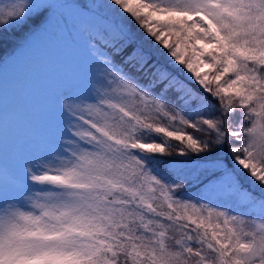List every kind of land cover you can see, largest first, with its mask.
<instances>
[{
    "label": "snow or ice",
    "instance_id": "6c2138e0",
    "mask_svg": "<svg viewBox=\"0 0 264 264\" xmlns=\"http://www.w3.org/2000/svg\"><path fill=\"white\" fill-rule=\"evenodd\" d=\"M77 5L84 88L0 163V264H264V0ZM55 16L0 3V47Z\"/></svg>",
    "mask_w": 264,
    "mask_h": 264
},
{
    "label": "rangeland",
    "instance_id": "374dc122",
    "mask_svg": "<svg viewBox=\"0 0 264 264\" xmlns=\"http://www.w3.org/2000/svg\"><path fill=\"white\" fill-rule=\"evenodd\" d=\"M54 7L68 23L76 18L91 30V16L71 5ZM68 23L53 17L47 28L0 60V163L5 166L54 136L58 94L50 92V85L60 79L68 84L72 78L84 84L88 40Z\"/></svg>",
    "mask_w": 264,
    "mask_h": 264
},
{
    "label": "trees",
    "instance_id": "16d2710c",
    "mask_svg": "<svg viewBox=\"0 0 264 264\" xmlns=\"http://www.w3.org/2000/svg\"><path fill=\"white\" fill-rule=\"evenodd\" d=\"M80 1H82V0H44V2H51V3H53V5H57V6H60V7L62 6V4L64 6L65 5H71V6H74L77 10L83 12L77 5V3H80ZM32 2L35 3L36 0H32ZM83 2L91 3V2H94V0H83ZM40 3H43V2H40ZM42 15H43V13H42ZM84 15L85 16H91L89 13H86V12H84ZM56 16H58L60 18V17H63L64 14H62L61 10H59L56 13ZM48 24L44 28H47V26H49ZM68 25L73 27V28H75V29H77L79 31V33L88 40L89 33H90V29L87 27L88 25L82 24L76 18H74L72 21H70V23H68ZM21 37L23 39V34L22 33H16L14 39L6 41L3 44V46L0 47V60L3 59V57L9 52L10 49H14V48H16L17 46L20 45V42L22 41ZM43 64L48 67L50 62L49 63H43ZM65 71L66 70H64L63 73ZM70 78H72V77H70ZM63 81H64V79H60V81H58V82H53L50 85L51 86L50 92L57 93L59 95L63 90H65L67 88L75 87V88H79L81 90L84 88V84L81 83L80 80L77 79V78H74V79L72 78L69 81L68 84H64ZM193 87H196V85L193 84ZM48 90H49V88H48Z\"/></svg>",
    "mask_w": 264,
    "mask_h": 264
},
{
    "label": "clouds",
    "instance_id": "9594fccd",
    "mask_svg": "<svg viewBox=\"0 0 264 264\" xmlns=\"http://www.w3.org/2000/svg\"><path fill=\"white\" fill-rule=\"evenodd\" d=\"M29 2H31V0H29Z\"/></svg>",
    "mask_w": 264,
    "mask_h": 264
}]
</instances>
